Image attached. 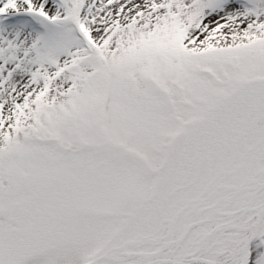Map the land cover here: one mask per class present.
Returning a JSON list of instances; mask_svg holds the SVG:
<instances>
[{"label": "snow or ice", "instance_id": "1", "mask_svg": "<svg viewBox=\"0 0 264 264\" xmlns=\"http://www.w3.org/2000/svg\"><path fill=\"white\" fill-rule=\"evenodd\" d=\"M0 264H264V0H0Z\"/></svg>", "mask_w": 264, "mask_h": 264}]
</instances>
